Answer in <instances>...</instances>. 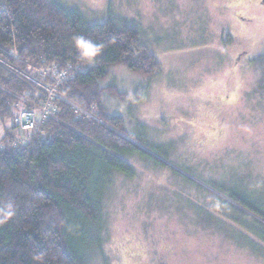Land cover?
Returning <instances> with one entry per match:
<instances>
[{"label": "rangeland", "instance_id": "obj_1", "mask_svg": "<svg viewBox=\"0 0 264 264\" xmlns=\"http://www.w3.org/2000/svg\"><path fill=\"white\" fill-rule=\"evenodd\" d=\"M58 1L89 23L139 25L162 65L116 67L96 87L150 155L102 185L105 228L95 245L87 229L83 263L264 264V0Z\"/></svg>", "mask_w": 264, "mask_h": 264}, {"label": "trees", "instance_id": "obj_2", "mask_svg": "<svg viewBox=\"0 0 264 264\" xmlns=\"http://www.w3.org/2000/svg\"><path fill=\"white\" fill-rule=\"evenodd\" d=\"M142 36L137 24L89 23L58 0H0V124L14 122L0 138V264H84L79 246L105 228L102 185L132 173L126 159L150 155L96 90L116 67L160 74ZM47 104L34 130L16 123L24 110L41 119Z\"/></svg>", "mask_w": 264, "mask_h": 264}, {"label": "built area", "instance_id": "obj_3", "mask_svg": "<svg viewBox=\"0 0 264 264\" xmlns=\"http://www.w3.org/2000/svg\"><path fill=\"white\" fill-rule=\"evenodd\" d=\"M49 108H50V104H47L46 107L44 108L43 116L41 119L38 117V115H36L35 111L24 110L17 118H15V121L27 131L34 130L38 125V120H45L47 118ZM79 111H80L79 109H76V113H78Z\"/></svg>", "mask_w": 264, "mask_h": 264}]
</instances>
